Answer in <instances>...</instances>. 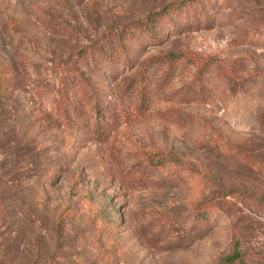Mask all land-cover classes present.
Listing matches in <instances>:
<instances>
[{"label":"rangeland","instance_id":"1","mask_svg":"<svg viewBox=\"0 0 264 264\" xmlns=\"http://www.w3.org/2000/svg\"><path fill=\"white\" fill-rule=\"evenodd\" d=\"M180 1L0 0V264H264V0Z\"/></svg>","mask_w":264,"mask_h":264},{"label":"trees","instance_id":"2","mask_svg":"<svg viewBox=\"0 0 264 264\" xmlns=\"http://www.w3.org/2000/svg\"><path fill=\"white\" fill-rule=\"evenodd\" d=\"M198 1L199 0H181L178 3V5H176V7H174V9H172V10L165 8V7H162L158 11H154L153 13L148 15L147 17H144L143 23L139 20L138 21V23H140L139 28L142 29V26H144V28L147 27L146 29H148V31H152V30L158 28L159 24L161 22H163L162 21L163 17H167L168 15L173 13V11L176 9L183 10L184 8L188 7V6H186L187 4H190V3L194 4V3H197ZM144 23H145V25H144ZM146 24H148V25H146ZM58 116H61V114H58ZM81 120L83 121L84 119H81ZM99 130L97 132H99ZM238 259H239V252L237 251V247L234 246L232 249V253L224 256L222 260L226 263L232 264L235 260H238Z\"/></svg>","mask_w":264,"mask_h":264}]
</instances>
